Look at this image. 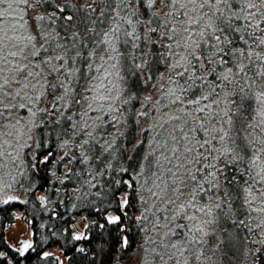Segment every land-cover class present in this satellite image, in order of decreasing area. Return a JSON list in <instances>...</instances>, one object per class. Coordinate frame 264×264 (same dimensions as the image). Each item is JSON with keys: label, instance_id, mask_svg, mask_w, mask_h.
I'll return each instance as SVG.
<instances>
[{"label": "snow or ice", "instance_id": "6c2138e0", "mask_svg": "<svg viewBox=\"0 0 264 264\" xmlns=\"http://www.w3.org/2000/svg\"><path fill=\"white\" fill-rule=\"evenodd\" d=\"M77 3L80 8L64 4L41 12L52 0H0V166L5 156L14 163L19 148L31 147L20 142L21 134L43 127L49 114V135L56 133L65 147L68 140L61 137L75 141L79 157L73 151L71 161L108 163L111 137L123 134L119 125L127 109L119 105L136 99L125 95L120 81L147 70L156 96H146L144 110L133 111L132 121L144 117L149 123L129 142L147 193L139 196L145 207L133 218L150 224L138 225L147 236L141 264H215L205 251L209 236L213 256L264 264V0H105L95 19V0ZM129 37L152 40L146 55L156 58L136 63L139 56L120 51L117 44L127 45ZM133 47L144 53L141 45ZM20 110L30 113L29 122L17 115ZM52 156L50 151L39 162L48 164ZM11 186L0 176V195ZM17 199L8 195L0 203ZM113 200L118 214L105 215L107 224L130 230L124 227L127 195L114 192L108 203ZM120 244L129 246L126 235ZM32 247L21 242L16 250L23 257Z\"/></svg>", "mask_w": 264, "mask_h": 264}, {"label": "trees", "instance_id": "16d2710c", "mask_svg": "<svg viewBox=\"0 0 264 264\" xmlns=\"http://www.w3.org/2000/svg\"><path fill=\"white\" fill-rule=\"evenodd\" d=\"M56 6L52 1V6L45 4L42 7L48 8V11L51 12L56 10ZM102 8H105V0L102 1ZM68 11L70 10L66 9L64 14H68ZM99 14L100 11L96 15L93 13L92 18L95 19ZM107 15L108 11L106 10L105 18ZM79 17L84 19V12ZM59 23L57 21V27ZM137 29L139 31V28ZM128 40L131 44L128 43V47L126 45L124 47L131 52L134 43L131 37ZM136 44L141 45L144 49L143 54L140 48H134L133 51L135 55L142 56V61L156 58L146 55L149 49L153 48L152 40H147V43L137 40ZM122 46V44L119 45L120 51L125 50L124 47L121 48ZM155 47L159 48V43ZM130 60L131 58L128 60L129 64H131ZM136 62L139 63V60ZM159 72L167 76V68L164 64L159 65ZM152 74L159 79L158 73ZM130 76L127 77L130 78ZM148 76L147 70H141L136 75H132V79L127 82V90L136 94L137 90L135 91L131 87L134 82L139 87L138 82L140 83L139 80L142 79V103L145 104L147 103L144 100L148 89L147 85L148 83L152 84L147 79ZM122 108L128 109V105H123ZM71 111L72 108L69 107L65 115ZM124 113L125 117L119 125L120 132L123 134L111 137L115 142V149H113L111 159L108 161L111 167L108 166V163L101 166V162L94 160L88 162L71 161L73 151L79 157V150L75 148V141L70 137H61L62 140H68L65 147L57 141L56 133L53 132L52 135H49L52 128L50 121L54 117L51 114L44 116V126L35 127L36 142L34 147L32 149L25 147L23 152V171L20 172L22 175L19 174L16 180L18 185L22 186L23 200H16L7 205L0 203V254H2L0 255V264H61L53 255L48 254L45 258V253L55 247L62 250L64 255L68 257L69 264H123L130 258L136 247L144 239V233L138 226L143 222L133 218H138V213L141 209L143 210L139 196H145L146 192L140 189L144 178L138 176L137 165L139 160L129 143L133 135L136 136L137 121H132V112L125 111ZM58 117L59 113H56V118ZM38 119L37 125H40V114ZM105 130L112 131L110 126ZM38 144L39 146H37ZM125 147H127V151H123ZM50 151L53 154L49 158L51 162L48 164L40 163L39 161ZM140 155H144V152H140ZM61 156L64 157L63 160L60 159ZM123 169H128V171H123ZM136 172L137 174H135ZM228 174L231 175V171ZM116 181H120V183L117 184ZM124 181L128 183H124ZM39 191L44 192L47 196V205L44 207L37 198ZM114 192L119 198H123L126 194L130 202V206L125 209L127 217L124 221L125 229L130 230L125 232L118 231L116 225L107 224L105 219V215L118 214L115 211L116 201L113 200L112 204L108 203L109 200H112ZM17 212L26 214L27 221L34 231L33 247L23 257L5 239L6 227L15 222ZM78 221H82L86 226L83 233L76 232L75 225ZM101 224L105 227L100 228L99 225ZM78 234L85 235L88 239L75 240L74 236ZM125 235L129 240V246L122 248L120 242ZM211 247L212 237L205 251L207 255L212 256L215 264H221V259H223L224 264H242L239 256L224 257L223 253L213 256L208 250ZM81 249L83 252L80 251ZM202 264H210V262L202 261Z\"/></svg>", "mask_w": 264, "mask_h": 264}, {"label": "rangeland", "instance_id": "374dc122", "mask_svg": "<svg viewBox=\"0 0 264 264\" xmlns=\"http://www.w3.org/2000/svg\"><path fill=\"white\" fill-rule=\"evenodd\" d=\"M52 1H54V3L58 6H63L64 4H69V5L76 4L77 8H80V6H81L80 3H77V0H52ZM102 1L103 0H95V4L93 5L96 8L95 15L102 8ZM86 2H88V0H81V3H86ZM40 11L43 12L44 8L41 7ZM82 12H83V10H81L78 13V15L81 16ZM122 39H124V37H122ZM132 40H133L134 44L137 43V40H135L134 38H132ZM129 44H131V43L129 42ZM134 44H132L131 52L134 51V47H133ZM119 45L120 44H117L118 49L120 48ZM122 45L123 46L121 48H123L125 46L124 44H122ZM126 46L128 47V44ZM110 55L115 56L117 54L110 52ZM130 61H131V63H133L132 60H130ZM139 62H142V56L140 57ZM97 63H99V61ZM131 76H130V78L126 77V80H124V81H120L121 87H123L126 90L125 95H127V93L130 91V90H127V85H128L127 82H129V79L130 80L132 79ZM113 79H115V78H113ZM165 79H166V74H165ZM139 81H140V83L138 82L139 87L136 86L137 85L136 82L133 83L134 87L133 86L131 87V89H134L135 91L137 90L136 94H138V95L135 96L136 94L131 92L136 97V99H133L130 104H127L128 105V109H127L128 112L133 113V111H136V112L143 111L142 110L143 108H141V104H142V100H143L142 99V79H140ZM161 83H163V81H161ZM147 88L148 89L145 93L144 98L150 94L153 96V98H155L156 92H155V89L153 88V84L148 83ZM139 91H140V93H139ZM51 99H52V97L49 96L48 100H51ZM117 104H119V101H117ZM46 106H47V101L42 102L39 105L40 108H44ZM119 106H120L121 110L124 111V109L122 108L123 105H119ZM17 115L19 117H23L25 122H29L31 119L30 113H27L25 110H20L17 113ZM124 117H125L124 115L121 117L120 122L122 121V119ZM38 118H39V114H37V116L35 117L36 125L39 123ZM136 121H137L136 137L139 138L141 136L140 129L144 128L149 123V120L144 118V117H137ZM97 123H99V121H97ZM18 127L23 128V124L19 125ZM29 127H32L31 123H29ZM21 135H22V138H21L20 142L24 143V141L27 140L28 144L31 145V147H28V148L32 149L35 145V142H36L35 141V127H32L31 133L25 132ZM29 135L31 136V139H28ZM25 147H27V146H25ZM25 147L19 148V157L16 159V161L14 163L12 162V160L9 157H7V156L4 157V165L0 166V176L3 177V181H4L5 185H7L8 183H11L12 186L11 187H4V192H3V195H0V200L6 198L8 195H12V196L17 197L18 198L17 200H20V199L23 200L24 195L22 193V186H19L18 183L16 182V180H17L18 175L21 174L20 172L23 171V152H24ZM135 174H137V172ZM12 177H15V182L12 181ZM124 196H125V194H124ZM146 196H147V193L145 194V197ZM41 197H44V201L41 199ZM37 198L40 201V203L42 204V207L47 205V196L44 192H42V191L37 192ZM149 203H151V201H149ZM142 205H141V207H142ZM144 207H145V205H143V209H144ZM141 211H142V209H141ZM141 211L138 213L139 216L141 214ZM142 222H143V224H146V222H144V221H142ZM146 226H150V224H146ZM85 228H86V226L82 221H78L77 224L75 225L76 232H78V233H83V231H85ZM143 235H144V239H146L147 238L146 234L144 233ZM161 235H162V233H161ZM5 239H6L7 243L11 247H13L14 249L19 248L18 246L21 245V240L30 239L31 242L33 243L34 231L30 227V224L27 221L26 214L24 212H17L16 217H15V222H13L12 224H9L6 227ZM207 240H208V242H210L211 236H209L207 238ZM148 247L149 248L155 247V245H148ZM47 253H49V255H53L54 257H56L60 261L61 264H69L68 263V257H66L64 255L63 251L60 250L59 248H56V247L52 248ZM145 255L146 254L144 253V248L142 246V243H140L136 247L134 252L131 254L130 258L128 260H126L125 263H123V264H141V259ZM149 259H150V257H149Z\"/></svg>", "mask_w": 264, "mask_h": 264}, {"label": "water", "instance_id": "95a60500", "mask_svg": "<svg viewBox=\"0 0 264 264\" xmlns=\"http://www.w3.org/2000/svg\"><path fill=\"white\" fill-rule=\"evenodd\" d=\"M41 199L44 201V197H41ZM25 241L31 243V240H30V239H27V240H25Z\"/></svg>", "mask_w": 264, "mask_h": 264}, {"label": "flooded vegetation", "instance_id": "af4514ba", "mask_svg": "<svg viewBox=\"0 0 264 264\" xmlns=\"http://www.w3.org/2000/svg\"><path fill=\"white\" fill-rule=\"evenodd\" d=\"M21 242H26L25 240H21ZM31 244H33L32 242H31ZM15 245V244H14ZM21 245H19L18 247H20ZM16 250V249H15ZM47 254H49V253H47Z\"/></svg>", "mask_w": 264, "mask_h": 264}]
</instances>
